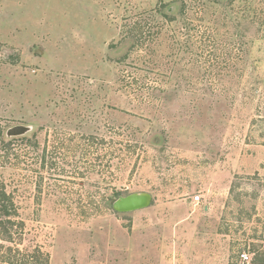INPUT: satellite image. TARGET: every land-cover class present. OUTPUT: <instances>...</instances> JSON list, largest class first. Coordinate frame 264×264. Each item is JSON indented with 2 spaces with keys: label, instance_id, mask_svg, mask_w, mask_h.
<instances>
[{
  "label": "rangeland",
  "instance_id": "obj_1",
  "mask_svg": "<svg viewBox=\"0 0 264 264\" xmlns=\"http://www.w3.org/2000/svg\"><path fill=\"white\" fill-rule=\"evenodd\" d=\"M241 254L264 264V0H0V264Z\"/></svg>",
  "mask_w": 264,
  "mask_h": 264
},
{
  "label": "water",
  "instance_id": "obj_2",
  "mask_svg": "<svg viewBox=\"0 0 264 264\" xmlns=\"http://www.w3.org/2000/svg\"><path fill=\"white\" fill-rule=\"evenodd\" d=\"M29 129L25 126H18L9 130L8 135L17 137L25 135ZM153 197L149 193H134L126 197H120L113 202V210L120 214H129L149 208Z\"/></svg>",
  "mask_w": 264,
  "mask_h": 264
},
{
  "label": "built area",
  "instance_id": "obj_3",
  "mask_svg": "<svg viewBox=\"0 0 264 264\" xmlns=\"http://www.w3.org/2000/svg\"><path fill=\"white\" fill-rule=\"evenodd\" d=\"M195 202L200 203L201 202V196H197L195 198ZM240 261L242 264H251L252 259H251V256L248 254H241Z\"/></svg>",
  "mask_w": 264,
  "mask_h": 264
}]
</instances>
